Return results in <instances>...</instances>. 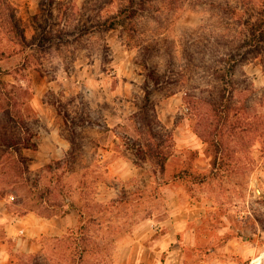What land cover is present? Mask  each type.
<instances>
[{
    "label": "rangeland",
    "instance_id": "1",
    "mask_svg": "<svg viewBox=\"0 0 264 264\" xmlns=\"http://www.w3.org/2000/svg\"><path fill=\"white\" fill-rule=\"evenodd\" d=\"M0 199L80 213L11 264H113L132 231L264 264L263 0H0Z\"/></svg>",
    "mask_w": 264,
    "mask_h": 264
},
{
    "label": "crops",
    "instance_id": "2",
    "mask_svg": "<svg viewBox=\"0 0 264 264\" xmlns=\"http://www.w3.org/2000/svg\"><path fill=\"white\" fill-rule=\"evenodd\" d=\"M19 133L22 134L23 131L19 130ZM113 160L109 164L114 175L128 178L134 174L135 167L131 162L122 157H116ZM78 223L79 211L72 205L67 206V211L62 214L46 217L35 211L14 213L0 199V264H11L14 252L43 253L45 247L42 241L43 236L61 235ZM208 241L210 243V240ZM114 242L113 264H185L186 261L185 254L164 253L167 244L163 241L153 243L151 236L147 233L138 235L132 231L127 235L115 237ZM192 244L203 247L205 239L204 237L195 238ZM209 250L208 256L193 258L190 264H223L220 258L213 255H216L218 251H226V248L216 250L210 247Z\"/></svg>",
    "mask_w": 264,
    "mask_h": 264
},
{
    "label": "bare ground",
    "instance_id": "3",
    "mask_svg": "<svg viewBox=\"0 0 264 264\" xmlns=\"http://www.w3.org/2000/svg\"><path fill=\"white\" fill-rule=\"evenodd\" d=\"M263 257H264V251H262L257 257H255L254 261L256 263H259V262H261Z\"/></svg>",
    "mask_w": 264,
    "mask_h": 264
},
{
    "label": "trees",
    "instance_id": "4",
    "mask_svg": "<svg viewBox=\"0 0 264 264\" xmlns=\"http://www.w3.org/2000/svg\"><path fill=\"white\" fill-rule=\"evenodd\" d=\"M263 2H264V0H263ZM122 10H120L119 11V13L121 12ZM125 12L127 11V10H124ZM128 12H129V10H128ZM160 167H161V169L163 168V164H160ZM79 221H80V213H79Z\"/></svg>",
    "mask_w": 264,
    "mask_h": 264
},
{
    "label": "built area",
    "instance_id": "5",
    "mask_svg": "<svg viewBox=\"0 0 264 264\" xmlns=\"http://www.w3.org/2000/svg\"><path fill=\"white\" fill-rule=\"evenodd\" d=\"M183 110H184V111H187V110H188V107L184 106V107H183Z\"/></svg>",
    "mask_w": 264,
    "mask_h": 264
}]
</instances>
